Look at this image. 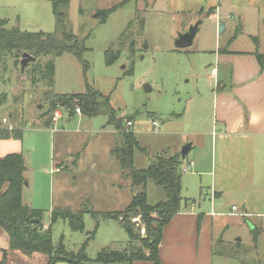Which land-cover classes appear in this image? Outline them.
Listing matches in <instances>:
<instances>
[{
  "label": "rangeland",
  "instance_id": "obj_1",
  "mask_svg": "<svg viewBox=\"0 0 264 264\" xmlns=\"http://www.w3.org/2000/svg\"><path fill=\"white\" fill-rule=\"evenodd\" d=\"M61 1H68L59 8L65 14L64 25L85 50L80 58L67 52L54 58L52 84L39 73L50 56L42 57L39 63L27 64L23 71L19 65L21 55L11 54L2 59L0 128L22 129L20 140L24 151L21 152L28 183L30 180V188L23 187V205L32 200V188L36 189L41 223L51 225L52 242H61L67 252L73 253L85 245L84 253L94 260L104 249L126 248L129 239L120 223L102 215L116 207L115 198L118 200L121 194L117 192L119 187L124 189L123 197L127 189L132 197L142 187L132 186L131 179L122 175L111 156L110 151L119 138L106 115H70L62 108H57L53 116L44 115L49 107L47 98L53 94H83L87 86L102 98H108L118 118L133 122L131 131L142 149L133 155V166L138 170L146 169L153 156L169 155L190 143L195 148L184 161L206 163L217 131L214 129L212 139L211 103L203 96L209 93L208 83L213 82L212 71L217 62L214 49L223 48L232 37L227 31L219 34L204 14L194 45L186 51H175L173 39L175 27L181 22L179 15L145 11L139 8L142 5L137 0ZM102 10H110L103 22L98 17ZM0 20H6L8 28L16 27L22 32L56 33L59 45L67 43L58 35L51 0H0ZM258 37L260 48L264 49V34ZM239 40V47H249L245 36ZM109 50L116 56L111 64L106 63ZM49 118L55 122L53 128L58 132L53 141L55 159L62 160L64 170L60 174L49 172L48 177L44 170L48 163L52 170L49 150L52 135L44 122ZM152 122L160 127L153 128ZM196 132H208L209 136H196ZM213 150L211 169L215 189L212 190L208 175L195 167L188 169L181 173L182 205L187 201L190 206L194 201L195 210H209V197L216 191L218 197L213 199V211L223 216L218 215L213 226H221L225 232L224 245L241 239V248L247 253L245 262L264 264V152L255 160L253 157L248 170L241 168L242 181L238 185L237 149L225 161L216 136ZM48 188L50 194L46 198ZM145 191L151 205L165 199L163 189L152 181L146 183ZM198 203L202 205L199 209ZM232 206L236 211L231 210ZM54 208H68L75 214L81 212L83 230L72 231L63 219L51 224ZM91 212L101 214L98 221ZM244 212L246 218H242ZM130 221L136 232L145 236L140 216H130ZM253 228L257 234L255 242L250 231ZM35 257L31 264L46 260L43 256ZM231 261L242 264L237 257ZM11 263L29 264L20 260H11Z\"/></svg>",
  "mask_w": 264,
  "mask_h": 264
},
{
  "label": "crops",
  "instance_id": "obj_2",
  "mask_svg": "<svg viewBox=\"0 0 264 264\" xmlns=\"http://www.w3.org/2000/svg\"><path fill=\"white\" fill-rule=\"evenodd\" d=\"M136 2L142 5L139 8L143 7L142 9L145 11L168 16L179 15V20L181 17V22H178L179 24L177 23L175 27L174 41L178 34L186 32L196 21H200L198 34L204 23V20L201 21L204 14L215 30L218 29L220 23H224L221 33L227 31L231 35V40L227 41L223 48L214 49V57L217 62L215 70L212 71L213 82L208 83L209 93L204 94L203 97L211 103L213 127L210 137L214 138L215 129L217 131L215 140L218 136L219 148L225 161H228L237 149V184L239 185L242 181L241 168L248 170L253 157L255 160L264 152V68H260L253 55L255 52L264 54V49L260 48L258 40L259 34H264V0H137ZM242 36H245L247 41L249 40L250 45L247 49L238 45ZM195 38L190 47L185 49L174 47V50L186 51L194 45ZM54 123L51 122L47 127L44 122V127L47 130L50 129L52 135V142L49 145V150L51 149L52 153V170H49V163L44 170L48 177L49 172L60 174L64 170V166L61 165L62 160H56L54 155L53 141L55 135L58 134L53 128ZM116 134L118 136L117 131ZM208 134V132H196L194 135L207 137ZM20 139H1L0 158L13 153L22 154L21 151H24V147ZM215 140L213 139V144L211 142L209 162L191 159L184 161L195 148V144L190 143L188 144L190 150L185 159H182L184 163L181 166L182 169L191 163L189 169L192 170L195 167L201 174L208 175L211 179L212 190L215 189V177L213 169H211ZM180 151H174L169 155L180 154ZM181 173L184 172L181 170ZM25 180L27 181L26 176ZM25 185L24 189L30 188V180ZM47 191L46 198H49V188ZM120 191L121 194L118 196L121 197L117 196L118 200L115 198L114 205L116 207L113 206L112 212L125 210L130 203V190L127 189L125 197H123L124 189L122 191V188L119 187L117 192ZM237 191L240 192V189ZM23 192L24 190H22V195ZM32 196V200L24 205L39 210V193L34 188H32ZM217 197V192L213 191L209 197L211 207L203 212L195 210L194 201L190 206L186 204L187 201L183 205L181 204V210L162 229L161 241L158 246V257L161 264H232L231 260L236 257L242 264H247L244 260L247 253L241 248V239L236 238L234 239L235 243L229 241L230 244L224 245L223 235L225 232L221 231V226H213V221L218 220L216 218L219 216H223V213L216 214L213 211V199ZM112 201L114 200L112 199ZM201 207V203H198L197 208ZM242 218H246L245 212ZM47 227V225H43L44 229ZM254 230L255 228L250 231ZM8 246V236L0 229V262L4 251H6L5 262H10L9 264H12L11 260H20L22 263L31 264L37 255L46 257L42 254L26 256L17 251H9ZM47 261L46 257L45 262L43 260L41 264H47ZM55 264L71 263L62 260ZM132 264L151 263L134 262Z\"/></svg>",
  "mask_w": 264,
  "mask_h": 264
},
{
  "label": "trees",
  "instance_id": "obj_3",
  "mask_svg": "<svg viewBox=\"0 0 264 264\" xmlns=\"http://www.w3.org/2000/svg\"><path fill=\"white\" fill-rule=\"evenodd\" d=\"M51 1L59 28L58 35L67 42L66 44H58L56 33L22 32L16 27L8 28L7 21L0 20V61L11 54L19 57L27 53L36 59L35 63H39L42 57L50 56L51 59L39 69L40 76L48 80L49 84H52L55 57L67 52L80 58L85 50L64 25L65 14L59 8L68 1ZM109 13L110 10H102L98 17L103 22ZM112 54L110 50L107 52V64H111L116 59V56ZM253 55L260 68L263 69L264 54L255 52ZM47 100L49 107L44 115L53 116L57 108L67 110L70 115L75 114V109H79L80 114L87 116L106 115L108 124L115 127L119 138L110 154L119 165L122 175L131 179L132 186H141L142 191L136 192L131 197L125 210L102 215L105 219H113L120 223L129 239L126 248L122 251L104 249L97 253L94 260H90L84 253L85 245L81 246L79 252L73 253L67 252L61 242L54 244L50 235L51 225L44 229L41 223V211L23 205L22 190L26 184L24 158L20 153L8 154L0 158V229L8 236L9 251H17L26 256L45 255L48 259L47 264H55L62 260L71 264H132L134 262L161 264L158 257V246L162 229L181 210L183 202L181 198L183 160L180 154L156 155L150 158L146 169L138 170L133 166V155L134 151H142V149L131 128L125 127V123L131 119L118 118L108 98H102L99 93L87 86L83 94H53ZM51 119L45 121L47 127L50 126ZM21 136L22 129L0 128V140L20 139ZM148 181H152L163 189L165 195L163 201L152 205L148 203L145 191ZM133 215L140 216L145 236L141 237L139 232H136L134 224L130 221V216ZM91 216L98 221L101 214L91 212ZM58 219L66 220L72 231L81 232L83 230L81 212L75 214L68 208H54L51 210V224ZM252 233L255 242L257 234L255 235L254 231ZM5 258L6 251L3 252L0 264H4Z\"/></svg>",
  "mask_w": 264,
  "mask_h": 264
},
{
  "label": "water",
  "instance_id": "obj_4",
  "mask_svg": "<svg viewBox=\"0 0 264 264\" xmlns=\"http://www.w3.org/2000/svg\"><path fill=\"white\" fill-rule=\"evenodd\" d=\"M200 25V21L196 22L194 25L190 26L188 28V30L182 34H178L177 38L174 41V47L176 49H185L188 48L192 45L193 40L197 34L198 31V27ZM224 27V23H220L219 27H218V33L220 34L222 32V29ZM36 59L27 54V53H23L21 56V61H20V68L23 71L24 68L27 66V64L29 63H33L35 62ZM39 108V106H38ZM190 150V145H185L182 147L181 151H180V156L182 159H185L188 151ZM34 223H36V221H34Z\"/></svg>",
  "mask_w": 264,
  "mask_h": 264
},
{
  "label": "built area",
  "instance_id": "obj_5",
  "mask_svg": "<svg viewBox=\"0 0 264 264\" xmlns=\"http://www.w3.org/2000/svg\"><path fill=\"white\" fill-rule=\"evenodd\" d=\"M75 113L76 114H80V110L79 109H75ZM56 117H59L58 114H56ZM152 125H153V128H159L160 127V125L158 123H156V122H152ZM125 127L127 129L131 128L132 127V121H127L125 123ZM8 130H12V128L11 127H8ZM190 166H191V163L188 166H185L184 168H182L181 170L183 172H185V171H187L190 168ZM232 211H236V209L233 207L232 208Z\"/></svg>",
  "mask_w": 264,
  "mask_h": 264
}]
</instances>
